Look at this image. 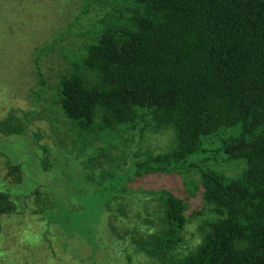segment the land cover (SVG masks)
Listing matches in <instances>:
<instances>
[{"label": "trees", "instance_id": "1", "mask_svg": "<svg viewBox=\"0 0 264 264\" xmlns=\"http://www.w3.org/2000/svg\"><path fill=\"white\" fill-rule=\"evenodd\" d=\"M89 13L96 20L78 33L58 78L64 115L112 146L146 125L174 132L167 152L137 154L129 163L123 152L121 170L106 178L113 179L106 211L115 209L112 200L139 192L155 225L144 228L138 212L134 249L164 262L264 264V0H85L55 44ZM25 130L15 111L0 118L1 134ZM211 137L218 138L215 148ZM211 159L240 161V170H217ZM6 166L20 183L21 165ZM191 167L200 172L192 185L201 207L188 216V202L168 181L181 176L187 183ZM148 178L151 189L128 191ZM15 209L0 189V217ZM193 218L200 232L185 251Z\"/></svg>", "mask_w": 264, "mask_h": 264}, {"label": "rangeland", "instance_id": "2", "mask_svg": "<svg viewBox=\"0 0 264 264\" xmlns=\"http://www.w3.org/2000/svg\"><path fill=\"white\" fill-rule=\"evenodd\" d=\"M84 5L85 0H0V118L15 111L26 124L20 134L0 133V189L16 204L14 212L0 217V264H170L134 249L135 216L141 211L142 226L152 227L148 218L153 208L145 211L139 192L134 198L123 194L112 200L115 209L109 214L106 202L113 179L106 178L121 170L124 153L129 163L137 154L167 152L174 132L146 125L142 134L135 130L123 137L126 143L112 146L86 135L58 104L59 75L70 65L78 33L96 16H82L81 26L56 44L55 37ZM206 140L217 146V137ZM43 158L51 164L48 169ZM6 160L21 165L20 183L11 181ZM207 163L228 174L241 166L236 160ZM189 170L187 183L181 176L168 181V188L188 202V216L201 207L192 185L200 172ZM147 180L132 182L128 191L151 189ZM118 204L132 212L118 210ZM198 226L195 218L188 224L185 251L197 240Z\"/></svg>", "mask_w": 264, "mask_h": 264}]
</instances>
